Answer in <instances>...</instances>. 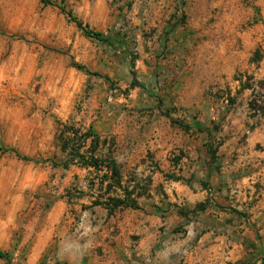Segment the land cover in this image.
Returning <instances> with one entry per match:
<instances>
[{"label": "rangeland", "instance_id": "1", "mask_svg": "<svg viewBox=\"0 0 264 264\" xmlns=\"http://www.w3.org/2000/svg\"><path fill=\"white\" fill-rule=\"evenodd\" d=\"M51 1L0 0V264H264V0ZM68 129L163 215L84 214Z\"/></svg>", "mask_w": 264, "mask_h": 264}, {"label": "trees", "instance_id": "2", "mask_svg": "<svg viewBox=\"0 0 264 264\" xmlns=\"http://www.w3.org/2000/svg\"><path fill=\"white\" fill-rule=\"evenodd\" d=\"M43 2L48 5L54 4L51 0H43ZM57 6L60 12L65 14L86 37L103 40L101 33L95 32L88 26L83 25L70 11L66 10L62 2ZM76 68L83 70L81 66H77ZM165 117L169 119L171 125L176 126L180 130L185 132L189 130V127L184 123L169 117V115H165ZM194 127L200 129L196 124H194ZM63 136H65V140L60 139L62 144L61 149L63 152H67V159L62 163L63 168L67 169L71 165H76L89 170L95 178L94 183L90 187L98 191L100 196L92 202L91 206H103L108 211V214L118 208L139 209L136 201L131 197L135 192L136 183L133 182L131 189H129L128 185H123L116 163L112 158V153L110 151L106 153L99 152L100 145L104 144V142L109 148H112L113 142L101 141L100 137L92 129H88L85 132L79 129H68ZM208 136L210 135L208 134ZM206 149L210 155L211 164H215V150L209 148L208 145H206ZM23 160L25 159L23 158ZM53 166H58V164L54 163ZM118 190L122 193V198L112 197L111 194L116 193ZM207 206V203L199 204L192 211L188 212L190 214L203 212ZM179 214L186 216L187 211L180 209ZM3 257L4 253L0 251V258Z\"/></svg>", "mask_w": 264, "mask_h": 264}, {"label": "crops", "instance_id": "3", "mask_svg": "<svg viewBox=\"0 0 264 264\" xmlns=\"http://www.w3.org/2000/svg\"><path fill=\"white\" fill-rule=\"evenodd\" d=\"M112 158L114 159V161L116 163V166H117L118 171L120 173L121 183L123 185H128L129 189H131L133 182L137 183V182L141 181L140 179H138V177L126 176V174L123 172L121 165L119 164V161L117 160V157H115L114 153L112 154ZM176 179H178V177ZM111 196L116 197V198L117 197L122 198V193L120 192V190H118V191H116V193H112ZM131 197L136 201L137 205L139 206V209L118 208V209L114 210L112 213L108 214V211L103 206H91V204H90L88 207L84 208L82 211L84 214H86L87 212L91 213V212L100 211L102 214H104L103 220L101 221V224H104V222L107 221L108 224L112 222V224L115 225L117 222V226H120V225L124 224L125 222H127L129 225V219H131L130 217H134V216L135 217L145 216L146 217L145 220L146 221L148 220L150 222L152 217H150L149 214L153 215L154 217L155 216L160 217L163 215L162 210L164 209V207H163V209L152 208V207H150L149 203L147 201H145L143 196H137L136 194H133ZM165 207H166V205H165ZM120 215H122V217H124L121 222L119 220L117 221V219ZM114 217H117V218H114ZM89 220H90L89 218L86 219V221L84 222V226H88Z\"/></svg>", "mask_w": 264, "mask_h": 264}]
</instances>
